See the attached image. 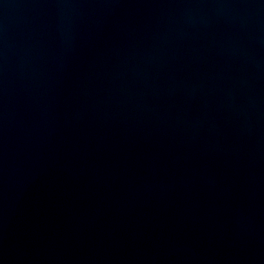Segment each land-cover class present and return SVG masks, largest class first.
Returning a JSON list of instances; mask_svg holds the SVG:
<instances>
[{
	"label": "water",
	"instance_id": "water-1",
	"mask_svg": "<svg viewBox=\"0 0 264 264\" xmlns=\"http://www.w3.org/2000/svg\"><path fill=\"white\" fill-rule=\"evenodd\" d=\"M0 264H264V0H0Z\"/></svg>",
	"mask_w": 264,
	"mask_h": 264
}]
</instances>
